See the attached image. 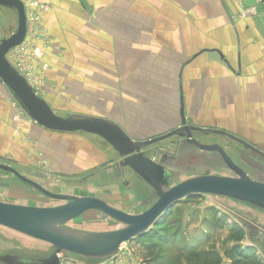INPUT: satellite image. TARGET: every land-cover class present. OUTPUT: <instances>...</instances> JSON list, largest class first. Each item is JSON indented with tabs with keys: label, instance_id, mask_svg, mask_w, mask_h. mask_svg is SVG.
<instances>
[{
	"label": "rangeland",
	"instance_id": "1",
	"mask_svg": "<svg viewBox=\"0 0 264 264\" xmlns=\"http://www.w3.org/2000/svg\"><path fill=\"white\" fill-rule=\"evenodd\" d=\"M23 2L29 14L28 39L43 47V54L33 62L30 54L16 50L7 59L23 68L38 95L58 116L101 117L118 124L135 140L178 127L177 68L200 49L218 47V34L232 30L235 19L241 17L230 19L223 0H83V8L75 0ZM107 20L113 30L107 29ZM16 27L13 12L0 8V40ZM75 48L78 55H69ZM75 59L78 65L71 63ZM203 60L194 62L184 76L185 91L193 85V103L207 65L220 74L214 59L204 65ZM16 111V122L27 119L17 106ZM186 114L187 121L197 127L218 124L217 118L204 116L200 107ZM226 129L250 137L231 126ZM47 136L62 151L41 147L22 135L35 144L29 150L28 164H8L52 193L96 197L129 214H140L156 201L154 192L129 169L120 167V159L101 139L80 133ZM196 136L201 144L223 147L252 180L264 183V161L259 157L226 138ZM259 136L264 148V132ZM143 151L157 163L166 157L164 165L173 172L172 185L199 175L231 176L217 153L199 151L177 136ZM57 153L74 155L76 163L80 156L81 165L72 171L61 168ZM0 161L6 163V157ZM0 202L39 208L60 204L1 170ZM159 221L162 224L153 226L156 234L126 243L113 257L94 260L62 253L61 264H212L218 258L219 264H233L236 250L247 256L241 264H264V212L249 205L217 196L190 198L175 204ZM65 226L90 233L121 228L95 211ZM53 251L45 242L0 226V256L47 258ZM205 251L213 252L206 260L192 258L193 253Z\"/></svg>",
	"mask_w": 264,
	"mask_h": 264
},
{
	"label": "water",
	"instance_id": "2",
	"mask_svg": "<svg viewBox=\"0 0 264 264\" xmlns=\"http://www.w3.org/2000/svg\"><path fill=\"white\" fill-rule=\"evenodd\" d=\"M264 6V0H260ZM0 8L13 12L17 27L8 38L0 40V83L8 90L28 120L36 126L56 133H80L95 136L105 142L118 159L119 166L129 169L155 194L156 201L145 211L133 215L115 209L96 197H78L52 193L35 181L22 176L14 168L0 163V170L46 198L59 201L55 207L39 208L0 202V226L54 247L47 258H24L18 255L0 256V264H61L62 253L84 259L113 257L126 243L147 233L175 204L189 198L217 196L249 205L264 212V183L252 180L218 144H201L196 135L223 137L253 151L264 159V151L240 137L214 128L191 125L185 118L180 96L179 125L163 135L147 140H135L118 124L101 117L58 116L48 102L32 88L9 63V52L25 38L26 8L22 0H0ZM181 93V88H180ZM177 136L202 152L217 153L231 176L199 175L172 185L173 172L161 162L144 154V149ZM95 211L115 221L121 228L108 232H81L65 225L83 214Z\"/></svg>",
	"mask_w": 264,
	"mask_h": 264
},
{
	"label": "crops",
	"instance_id": "3",
	"mask_svg": "<svg viewBox=\"0 0 264 264\" xmlns=\"http://www.w3.org/2000/svg\"><path fill=\"white\" fill-rule=\"evenodd\" d=\"M71 1L68 0V3ZM75 2L80 8L84 7L83 0H75ZM223 3L230 19L238 14L241 17L235 19L232 30L218 34V47L200 49L181 62L176 72L177 107L179 110L181 96L186 119V113L192 111L194 114L200 107L204 116L213 120L218 119L217 126H211L212 128L218 127L217 129L230 132L256 148L264 150L258 143H263L259 133L264 132V6L258 0H223ZM106 26L107 29L113 30V23L110 20H107ZM54 31L58 34L55 28ZM76 49H71L68 54L78 55L79 51L77 53ZM201 58L204 59L203 65L207 60L214 59L216 62L214 65L220 69V74H216L210 64L207 65V70L204 72L205 80L201 89L195 88L197 98L193 103L190 100L192 92L190 88L193 85L185 91L184 76L186 70ZM71 63L79 64L76 59ZM223 74H227L224 81H222ZM15 103L8 90L0 83V160L6 157L7 161L0 163L9 166L12 165L8 163L27 166L29 150L35 144L22 139V135L33 142L36 140L41 147L49 145L55 149L54 152L62 151L55 146L54 139L50 140V136L47 135L57 137L66 133L46 131L28 119L16 122ZM68 116L71 115L64 117ZM229 126L239 132L241 130L250 137L247 139L226 129ZM50 141H53L51 145ZM56 157L57 160L60 159L61 168L72 171L81 165L80 156L77 163L74 155L57 153Z\"/></svg>",
	"mask_w": 264,
	"mask_h": 264
},
{
	"label": "built area",
	"instance_id": "4",
	"mask_svg": "<svg viewBox=\"0 0 264 264\" xmlns=\"http://www.w3.org/2000/svg\"><path fill=\"white\" fill-rule=\"evenodd\" d=\"M23 1V0H22ZM260 2V0H258ZM24 3V2H23ZM25 8H26V18H27V31H26V35L24 40L15 48H13L9 53L11 52H15L18 53L16 50L20 51L21 53H26V54H30V58L29 60L34 62V60L36 59H41L42 54H43V47L38 48V46L36 45V43H34L31 39H28V35H29V14H28V8L27 5L24 3ZM251 10V9H250ZM35 44V45H34ZM9 61V59H8ZM9 63L12 65V67L16 70V72L25 80V82L32 88V90L35 92L36 95H38L37 91L35 90V88L33 87V85L31 84V82L29 81V79L27 78L28 75L27 73L23 70V68H21L20 66H14L10 61ZM39 96V95H38ZM15 105L17 107L20 108V106H18L17 102L15 103ZM21 109V108H20ZM22 110V109H21ZM124 246V245H123ZM122 246V247H123ZM121 247V248H122Z\"/></svg>",
	"mask_w": 264,
	"mask_h": 264
},
{
	"label": "trees",
	"instance_id": "5",
	"mask_svg": "<svg viewBox=\"0 0 264 264\" xmlns=\"http://www.w3.org/2000/svg\"><path fill=\"white\" fill-rule=\"evenodd\" d=\"M190 199V198H189ZM189 199H185V200H189ZM171 209V208H170ZM170 209L167 211V213L166 214H168L169 212H170ZM158 224H162L161 223V221H158ZM157 224V225H158ZM154 226H156V225H154ZM154 234L155 233V229H154V227H153V229H151L150 231H148L147 233H145L144 235H146V234ZM156 234V233H155ZM144 235H142V236H144ZM141 236V237H142ZM212 253L213 252H208V251H205V252H201V253H199V252H195V253H193L192 254V258L193 259H196V260H200V259H202V258H204V260H206L209 256H211L212 255ZM203 254V255H202ZM237 256H238V258H237V260H234L233 261V264H241L242 262L241 261H243L244 259H246L247 258V256L245 255V253L244 252H240L239 250H236V253H235ZM203 264H206V263H204L203 262ZM212 264H219V258L218 259H216V262H214V263H212Z\"/></svg>",
	"mask_w": 264,
	"mask_h": 264
},
{
	"label": "flooded vegetation",
	"instance_id": "6",
	"mask_svg": "<svg viewBox=\"0 0 264 264\" xmlns=\"http://www.w3.org/2000/svg\"><path fill=\"white\" fill-rule=\"evenodd\" d=\"M189 124H191V122H188ZM192 125V124H191ZM177 128V127H176ZM175 128V129H176ZM174 130V129H173ZM196 138H197V136H196ZM247 151H250V150H248V149H246ZM250 153L251 154H253V155H255V156H257V157H259L261 160H263L264 161V159L263 158H261L259 155H257L256 153H254L253 151H250ZM165 160H166V157L165 156H162V160H161V163L164 165L165 163ZM9 166V165H8ZM165 166V165H164ZM10 167H12V166H10ZM13 168V167H12ZM16 170V169H15ZM25 177V176H24ZM26 178H28V177H26ZM28 179H30V178H28ZM36 183H38V182H36ZM39 184V183H38ZM25 185V184H24ZM40 185V184H39ZM25 186H27V185H25ZM42 186V185H41ZM28 187V186H27ZM43 187V186H42ZM30 188V187H29ZM44 188V187H43ZM32 189V188H31ZM47 190V189H46ZM35 191V190H34ZM38 193V192H37ZM40 194V193H39Z\"/></svg>",
	"mask_w": 264,
	"mask_h": 264
},
{
	"label": "bare ground",
	"instance_id": "7",
	"mask_svg": "<svg viewBox=\"0 0 264 264\" xmlns=\"http://www.w3.org/2000/svg\"><path fill=\"white\" fill-rule=\"evenodd\" d=\"M186 118V117H185ZM49 199V198H48ZM56 201V200H55ZM60 203V202H59Z\"/></svg>",
	"mask_w": 264,
	"mask_h": 264
}]
</instances>
